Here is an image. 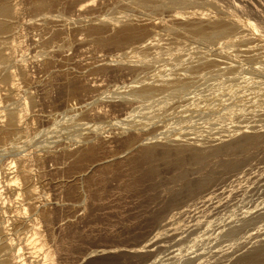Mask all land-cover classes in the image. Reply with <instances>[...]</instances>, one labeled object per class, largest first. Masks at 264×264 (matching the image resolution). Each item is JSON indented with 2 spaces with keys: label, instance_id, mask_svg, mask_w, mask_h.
I'll use <instances>...</instances> for the list:
<instances>
[{
  "label": "rangeland",
  "instance_id": "1",
  "mask_svg": "<svg viewBox=\"0 0 264 264\" xmlns=\"http://www.w3.org/2000/svg\"><path fill=\"white\" fill-rule=\"evenodd\" d=\"M140 1L50 0V5L41 9L32 8L29 4L19 5V9L21 8L19 18L23 27L15 31V44L18 45V48L21 46L22 51L25 52V49L31 46L29 44H32V40L40 39L42 36L45 41L46 39L48 41L45 48L43 46L34 47L32 44V50L25 58L29 65L30 81L26 83L22 77H17L18 81L15 84H19L20 87L18 93L9 94L8 86L0 82V113L3 109L13 107L18 110L23 109L24 99L30 94L34 100L36 99L35 106L31 107L28 112V119L24 125L26 129L20 134L0 136V150H5L4 157L0 156V158L9 162L17 154L13 152L15 143L20 145L21 152L24 151L21 154H39L40 158L35 157L36 159L33 158L27 162L34 174L39 199L43 203L57 206L58 209L51 216L50 225H47L49 223L42 220L35 212L29 211V221L26 225L13 231V238L23 247V253L28 259L27 264H47V261L48 264H264V126L262 124L264 122V95H262L264 91L260 90L261 87L255 83L258 80H260L259 82L264 81V72H262V70L264 71V54H262L264 53L262 52V50L264 51V0H217L218 6L224 7L226 12L234 10L235 5L239 4L240 11L233 12L248 21L250 29H247L248 26L246 29L253 33L254 38L246 40L231 36L234 38H226V40L222 38L218 40L219 42L216 41L217 44L210 43L212 46L202 42L205 47L201 42H198L196 33H199L200 27L198 25L196 27V24H204V19L212 17V12L215 11L213 8L194 5L195 8L192 7L193 5H189L188 9L190 8V10H188L184 8L186 6H183L184 3L181 4L182 6L173 3L176 8L171 4L172 8L167 3L163 4L162 0H149L148 2L145 0L146 3H143L144 0L142 3ZM81 8L85 9V12H82L84 15L81 14L79 17L80 13L77 14V9ZM194 9L195 11H193ZM189 11L194 15L195 19L192 18L194 22H186L184 19L188 18ZM123 15L135 21L132 28L130 27L129 35H122L123 33L119 29L113 35L111 32H105V34L97 32L104 37L101 38L95 33L96 28L90 30L91 32L87 30L84 32L81 29L82 25L111 22ZM46 19L52 21L49 22L51 27L44 26ZM77 19L82 22L80 23L82 25H73ZM148 24H156L157 28L152 29L154 33H150L151 27ZM134 25L137 26L134 27ZM24 28H27L28 31L25 32ZM46 28H51V30ZM64 28L68 31L65 34H60L63 33L61 30ZM22 29L24 30L22 31ZM201 29L206 30V27H201ZM28 32L30 34L27 40L23 33ZM66 33L68 34L66 35ZM70 40L74 44H71ZM49 41L52 44H48ZM153 41L156 44H153ZM5 42L8 44L12 40ZM147 43L154 46H147ZM60 46L64 48L62 51ZM3 47L6 54L11 53L8 45L3 44ZM201 47L208 54L212 51L215 53L218 51L217 53L222 57L230 54V57L228 56L230 60L226 59L227 56L222 59L219 57L220 55L216 54L215 58H218L216 60L220 64L217 62L218 64L214 66L201 67L194 64L195 59L189 62L190 57H185L187 60L183 58L188 53L189 56L191 54L199 56V52L196 53L195 50H200ZM226 47L231 48L227 49ZM41 51L50 54L48 53V56L45 53L41 56ZM129 52L132 53L131 56L125 59L124 55ZM16 54L17 57L22 55L20 49H17L14 55ZM123 56L124 58H122ZM157 57L166 61L158 62L155 60ZM221 62L228 64L225 65ZM180 63L183 65L185 63V67L190 63L191 66L194 65L187 66V70L191 68L193 70H190L191 75L185 70V67L179 69L182 67ZM174 64L178 71L171 72L175 69ZM217 66L219 67L215 68ZM257 68L260 72H257ZM14 69L16 70V68ZM210 69L214 73L216 72V75L211 73ZM179 70H184V72ZM187 72L189 76L184 75ZM179 73L183 74L184 78L193 79V82L200 80L199 82L195 81V86L198 87L191 88L190 85L193 84L191 81L189 82L190 90L178 93L175 84H158V81L156 84L153 83V81L156 82L155 79L167 78L168 74L176 78L178 75L180 76ZM206 73L212 75L209 74V76ZM172 76L171 79H173ZM210 77L215 80L210 82ZM73 80L77 82L75 83ZM245 80L256 84L252 83L249 89L246 88L250 91L248 98L244 97L247 95V91L243 87ZM197 83H204V85ZM68 84H74L76 87L73 85V89ZM88 84L94 85L95 89L85 88ZM153 84L155 85L153 86ZM263 84L262 82L261 86H264ZM142 85L156 87L154 94L157 97L149 102L143 101L139 104L138 101L122 98L121 100L115 96L117 93L126 92L133 86L140 87ZM162 87L165 91L167 88L169 91L172 88L171 93H175L171 98V95L167 94V92L170 94L169 91L166 93L163 91L168 96L162 95ZM213 91L219 94V97H214L215 93L211 94ZM253 91L255 92L253 93ZM164 99H168V104H159L161 101H166ZM149 106L151 108L152 106L162 107V113L168 112V114L162 115L163 117L156 119V122L155 119L151 120L155 123L149 121L150 124L148 122L145 124L147 117H144L146 120L141 117L146 116L142 113H146ZM205 109H210L206 114L210 117H207L208 119L203 116ZM166 110L168 111L166 112ZM188 110L192 111L194 115L185 116L183 112ZM216 110L226 114L224 116L222 114L220 117V113ZM210 111L211 114H209ZM212 113L214 114L212 115ZM200 114L202 119L201 116H198ZM233 115H241L242 119L247 117L246 120L244 119V125L243 122L242 125L239 123L241 119L237 120L236 125H239L241 132L249 131L257 134L259 132V134L263 133L262 137L260 135V138L258 136L256 140L246 141L245 146L242 140L239 141L242 142L240 146L237 145L239 142H236L235 147L234 145L229 146L232 151H229L230 153H227L228 147L221 148V151L224 148L227 150L224 149L222 154L218 150L216 153L220 154L221 158L218 155L215 157V161L214 159H200L202 162L194 160V156L197 157L200 153L202 158H209L211 156L209 151H202L203 153L194 151L195 154L197 153L196 155L192 150L193 153L190 150L182 151L181 154L175 152L173 155H170L172 152L163 153L169 155L167 159H164L166 155H161L162 152H159L160 154L156 155L155 153L152 157L148 155L149 161L148 158L136 156L137 159L135 157L127 163L114 165L111 168L105 167L104 170L101 169L103 172L100 170L99 174L96 173L94 179L85 182V185L81 183L83 172L90 165L100 162V160L101 162L104 160L105 163V161L113 160L114 157H119L136 141L137 138L134 137L136 130L132 129L134 132L129 131L130 133L122 132V126L127 123L135 124L138 131L143 130L144 139L152 137L153 134L150 132L153 129H149V127L152 128L153 125H156L159 130L157 129L155 133L162 132L165 136L166 134L170 136L177 134V136L185 138L188 136L187 139L201 140L205 138L203 140L205 142L208 140L209 145L205 144L203 140L201 141L206 147L205 145L214 144L221 135L229 138L230 135L240 132V129L232 124V120L236 118L231 120ZM135 116L138 118H133ZM183 118L185 119L183 120ZM193 118L194 120H192ZM195 118L198 122L195 121ZM225 118L232 121L231 127L228 120V124L226 120H223ZM209 119L215 121L212 122ZM219 120H223L226 127H221L223 123ZM201 122L209 127L213 123H218L219 126H216L215 129L213 127H210L211 129L207 127L209 128L207 129ZM96 127L101 129H95ZM217 127L222 129L217 131ZM195 128L200 133L196 132ZM203 130L207 132V135L204 132L201 134ZM213 131L218 135H214ZM81 134L93 136V139L96 137L97 140L101 139L102 143L98 140L99 142L94 144L98 143L99 145L100 143L101 146L92 147L91 145L92 150L87 148L89 150L82 153L84 149L76 155L72 152L73 155L68 154L67 157L66 154L70 150L65 154H63V150L70 148L69 145L73 141L70 138ZM147 135L151 136L147 137ZM51 136L54 138L50 146L51 149L49 151L48 149L41 151L37 149L36 152L35 148L38 143ZM223 152L226 153V157ZM176 153L181 155L180 158ZM188 153L192 155H188ZM216 153H212L211 158H214L213 154L216 155ZM182 157L183 159H181ZM196 159L198 160V157ZM80 160L81 162H79ZM212 163L213 165H211ZM203 165L204 167H201ZM185 173L187 175H184ZM183 179L186 181L184 182ZM14 214L15 211L11 215ZM36 231L41 232L44 244L40 245L34 242V239L39 237L34 235ZM135 246L142 248V252L137 255L122 253ZM46 250L56 252L54 260H51L54 263H51L50 260L45 261ZM102 250L116 252L110 256H97L96 254ZM93 256L94 258H92ZM83 258L87 260L84 262ZM180 260L181 263H179Z\"/></svg>",
  "mask_w": 264,
  "mask_h": 264
},
{
  "label": "bare ground",
  "instance_id": "2",
  "mask_svg": "<svg viewBox=\"0 0 264 264\" xmlns=\"http://www.w3.org/2000/svg\"><path fill=\"white\" fill-rule=\"evenodd\" d=\"M137 1H139V0H137ZM149 0H147V2H148ZM163 2H161V3H163V4H169V7H170V5L171 4H173V3H177V5L178 4H183V6L184 5H186L184 8H187L188 9V7H189V5H193L192 7H197V5H199V6H201L202 8H205V7H210V8H213V10H215L214 12H212V17H210V18H207V19H204L205 20V23L203 24V23H200V24H196V27H197V25H198V27H200V30H198L199 31V33H196V35L198 36V39H199V41L198 42H203V43H205L206 45H208V44H214V43H218L219 41L218 40H220V39H222V38H225V40H226V38L227 39H230V38H232L231 36H237V37H240V38H244V39H246V40H252V37H253V33L250 31V30H247V29H250V25L248 26V21L245 19V17H244V19L245 20H243V16L242 17H240L239 16V14H237V13H234L233 11H240L239 9H238V6H239V4H238V6L237 5H235L236 7H235V9L234 10H230V12H226L220 5V7L218 6V1L216 0H162ZM165 1H167V2H165ZM141 3L143 2L142 0L140 1ZM143 3H146V1L144 0V2ZM262 3V2H261ZM23 4H29L32 8H34L35 7V9L36 8H38V9H41V8H46L45 6H47V5H50V0H0V82L2 83L3 82V84H5V85H7L8 86V92H9V94H15V93H18V91H19V84H15V82L16 81H18L17 80V77H22L25 81H26V83H28L29 81H30V76H29V65H28V63H26L27 62V60L25 59L26 57H27V54L29 53V51H31L32 49H31V46H32V44L34 45V47H36V46H43V48H45V46H46V42L48 41V39H46V41H45V39H44V36H42V35H40V36H42V37H40V39L39 38H37V39H35L36 38V36H35V40H32L31 41V43L32 44H29V45H31V46H27L26 48L27 49H25V52H23L22 50V48H21V46L18 48V45H16L15 44V41H16V34H15V31L17 30V29H20V28H22L23 27V25L21 24V20H20V12H21V8L19 9V5H23ZM188 4V5H187ZM52 5V4H51ZM93 5V4H92ZM174 5V4H173ZM195 5V6H194ZM168 6V5H167ZM172 6V5H171ZM175 6V5H174ZM182 6V5H181ZM21 7V6H20ZM166 7V6H165ZM178 7V6H177ZM195 7V8H196ZM240 7V6H239ZM172 8H173V6H172ZM175 8H176V6H175ZM179 8V7H178ZM181 8V7H180ZM202 8H200V9H202ZM233 8V7H232ZM241 8V7H240ZM187 9H184V10H187ZM199 9V8H198ZM229 9V8H228ZM85 9H83V8H81V9H77V14H79V17H80V15L81 14H83L82 12H85L84 11ZM180 10V9H179ZM188 10H190V8L188 9ZM246 10V9H245ZM248 10V9H247ZM246 10V11H247ZM39 11V10H38ZM192 11V10H191ZM191 11H189V13H187L189 16H187L188 18H184L185 19V21L187 22V21H191V22H194V20L192 19V18H194L193 16V14L191 13ZM193 11H195V9L193 10ZM188 12V11H187ZM87 13V12H86ZM84 15V14H83ZM78 16V15H77ZM79 19V18H78ZM77 19V20H78ZM192 19V20H191ZM195 19V18H194ZM75 20V19H74ZM75 21V22H73L74 24L73 25H77V24H80V23H82L81 21L79 22V20L78 21ZM197 20V19H196ZM195 20V21H196ZM201 20V19H200ZM203 20V21H204ZM254 20V19H253ZM252 20V21H253ZM198 22H199V20H197ZM196 21V22H197ZM202 21V20H201ZM257 22H259L258 20H256ZM262 21V20H261ZM45 22V24H44V26L45 27H49L50 26V24H49V22H52V21H47V19L44 21ZM133 22H135L134 20H132V19H130L129 17H126V16H122V17H119V18H116L115 20H113V21H111V22H102V23H100V24H91V25H82V24H80V25H82V27H81V29H83L84 30V32H86V30L87 31H92V29H97V30H94L95 31V33L96 34H98V33H100V34H105V32H108V33H110L111 32V34L113 35V33L115 32V31H117L118 29L123 33L122 35H126V34H128L129 35V31H130V27L132 28V26H133ZM142 22V21H141ZM256 22V23H257ZM84 23V22H83ZM72 24V23H71ZM137 24V23H136ZM139 24V23H138ZM150 24V23H149ZM148 24V25H149ZM192 24V23H191ZM206 24V25H205ZM47 25V26H46ZM51 25H52V23H51ZM254 25H255V23H254ZM257 25V24H256ZM258 25H259V23H258ZM53 26V25H52ZM137 26V25H136ZM135 25H134V27H136ZM151 28H150V33H154V31L152 30V29H154V28H157V26H156V24H154V25H149ZM206 27V30H203V29H201V27ZM249 28H248V27ZM51 27V26H50ZM75 27V26H74ZM139 27V26H138ZM144 27H146V26H144ZM246 27H247V29H246ZM207 28H208V32H207ZM25 29V28H24ZM24 29H22V31L24 30ZM29 29V28H28ZM46 29H48V28H46ZM66 28H64L63 30H61L63 33H60V34H65V32L66 31H68L67 29H68V27H67V29L65 30ZM76 29V28H75ZM80 29V30H81ZM49 31L51 30V28L50 29H48ZM57 30V29H56ZM55 30V31H56ZM70 30V29H69ZM79 30V29H78ZM82 30V31H83ZM142 30V29H141ZM159 30V29H158ZM26 31H28L27 30V28L25 29V32ZM33 31V30H32ZM54 31V32H55ZM73 31V30H72ZM90 31V32H91ZM98 32V33H97ZM133 32V31H132ZM163 32H165V31H163ZM162 32V33H163ZM32 33V32H31ZM69 33H70V31H69ZM72 34H73V32H71ZM76 33V32H75ZM78 33H80V32H78ZM89 33V32H88ZM160 33V32H159ZM25 34V38L28 40V38H29V32L28 33H23V35ZM44 34V33H43ZM68 33H66V35H67ZM133 34V33H132ZM48 35H49V33H48ZM73 35H75V34H73ZM99 35V34H98ZM131 35V34H130ZM134 35V34H133ZM132 35V36H133ZM15 36V37H14ZM76 36V35H75ZM99 36H101V38L103 37L102 35H99ZM115 36V35H114ZM135 36V35H134ZM153 36V35H152ZM154 36H156V35H154ZM158 36V35H157ZM160 36H162V35H160ZM22 37V36H21ZM24 37V36H23ZM69 37V36H68ZM74 37V36H73ZM72 37V38H73ZM229 37V38H228ZM75 38V37H74ZM104 38V37H103ZM155 38V37H154ZM197 38V37H196ZM234 38V37H233ZM232 38V39H233ZM254 38V37H253ZM12 40V42H10V43H6L5 41H7L8 40V42L10 41V40ZM66 39H69V38H66ZM109 39V38H108ZM119 39V38H118ZM53 40V39H52ZM80 40V39H79ZM116 40V39H115ZM124 40V39H123ZM129 40V39H128ZM154 40V39H153ZM156 40V39H155ZM197 40V39H196ZM67 41V43H68V40H66ZM65 41V42H66ZM71 41L72 40H70V43H71ZM107 41V40H106ZM110 41H112V40H110ZM118 41V40H117ZM117 41H115L116 43H117ZM216 41H218V42H216ZM228 41H230V40H228ZM231 41H234V40H231ZM230 41V42H231ZM26 42V41H25ZM53 42V41H52ZM55 42V41H54ZM73 42V41H72ZM75 42V41H74ZM80 42V41H79ZM83 42V41H82ZM114 42V41H113ZM118 42H120V41H118ZM121 42H123V41H121ZM125 42V41H124ZM123 42V43H124ZM154 43L153 44H156L155 43V41H153ZM195 42H197V41H195ZM21 43H23V42H21ZM29 43V42H28ZM27 43V44H28ZM49 43H51V41H49L48 42V44ZM151 43H152V41H151ZM151 43H147V46H154V45H152ZM202 43V44H203ZM3 44H6V45H8V47H10L9 49L11 50V53H9V54H6L5 53V49H4V47H5V45H4V47H3ZM9 44H11V45H9ZM52 44V43H51ZM54 44V43H53ZM59 45H60V43H58ZM69 44V43H68ZM67 44V45H68ZM71 44H74V43H71ZM199 44V43H198ZM210 44V46H212ZM57 45V44H56ZM55 45V46H56ZM58 45V46H59ZM70 45V44H69ZM204 45V44H203ZM202 45V46H203ZM71 46H73V45H71ZM71 46H69V47H71ZM156 46V45H155ZM33 47V48H34ZM57 47V46H56ZM62 46H60V48H61ZM63 47H64V45H63ZM61 48V51H62V49H64V48ZM194 47H195V45H194ZM198 47V46H197ZM196 47V48H197ZM204 47H205V45H204ZM209 47V46H208ZM215 47H217V46H215ZM43 48H41L42 50H43ZM59 48V47H58ZM57 48V49H58ZM59 48V49H60ZM202 48V47H201ZM227 49L229 48H231V47H226ZM17 49H20V52L22 53V55L20 56V57H17V54L16 55H14L16 52H17ZM192 49H193V47H192ZM191 49V50H192ZM199 49V48H198ZM210 49V48H209ZM213 49V48H212ZM195 50V49H194ZM214 50H216V49H214ZM219 50V49H218ZM44 51V50H43ZM43 51H41L40 52V54H41V56L42 55H44L46 52H47V47H46V52L44 53ZM189 51V50H188ZM222 51H224V50H222ZM221 51V52H222ZM228 51V50H227ZM232 51V50H231ZM132 52V51H131ZM131 52H129V54H128V56H126V55H124L125 56V59H126V57H129V56H131ZM193 52V51H192ZM195 52L196 53H198V55L199 56H193L192 54L189 56L188 54H186V56H184L183 58L184 59H186L185 57H187V58H189L190 57V59H188L189 60V62H190V60L192 61V59H195L196 60V62L194 63L196 66L198 65V66H205V67H207L206 65H208V67H209V65H216V64H218L219 63V61H217L216 59H218V58H215L216 57V54H217V56L218 55H220V54H218L217 52L215 53L214 51H212V52H209V54H208V52H206V51H204L203 50V48L202 49H200V50H195ZM233 52V51H232ZM236 52V51H235ZM262 52H264L263 50H262ZM49 53V52H48ZM48 53H46V55H48L49 56V54ZM195 53V55H197ZM224 53V52H223ZM222 53V54H223ZM236 54H237V52H236ZM262 54H264V53H262ZM124 56L122 57V58H124ZM225 56H227L226 57V59L228 58V56L230 57V54L229 55H225ZM225 56H223V57H225ZM220 58L222 57L221 55L219 56ZM222 57V59H224ZM233 57V56H232ZM235 58V57H234ZM125 59H123L124 61H125ZM229 59V58H228ZM227 59V60H228ZM123 60H121L122 62H123ZM155 60H157L158 62H165L166 60H164V59H162L161 57H157ZM187 60V59H186ZM230 60V59H229ZM182 61H183V59H182ZM225 61V60H224ZM121 62V63H122ZM177 62V61H176ZM181 62V61H180ZM187 62V61H186ZM194 62V61H193ZM218 62V63H217ZM227 62V61H226ZM226 62H221L222 64H228V63H226ZM192 63V62H191ZM190 63V64H191ZM181 65H182V67L181 68H179V69H184V65H185V63H184V65L182 64V63H180ZM189 64V66H191ZM193 64V63H192ZM220 64V63H219ZM175 65V64H174ZM188 65L186 64V69L185 70H187L188 69V67H187ZM192 66H194V65H192ZM191 66V67H192ZM169 68H170V65L168 66ZM171 67H173L172 65H171ZM175 67V71L174 70H170L171 72H176V71H178V69H177V66L175 65L174 66ZM190 67V68H191ZM219 66H217V67H215V68H218ZM264 67V66H263ZM14 68H16V70L14 69ZM194 68V67H193ZM210 68H212V67H210ZM214 68V67H213ZM13 69H14V71H13ZM258 69V68H257ZM263 69V68H262ZM261 69V70H262ZM193 71L192 70V68L191 69H189V70H187L189 73H190V75H191V71ZM216 70H218V69H216ZM221 70V69H220ZM254 70V69H253ZM170 71H168V72H170ZM180 72L181 71H183L184 72V70H179ZM211 73H214L213 71H211V69L209 70ZM222 71H223V69H222ZM254 71H256V69L254 70ZM186 72V71H185ZM185 73L184 75L185 76H187L189 73ZM218 72H220V71H218ZM217 72V73H218ZM257 72H260L259 71V69H258V71ZM262 72H264L263 70H262ZM164 73V72H163ZM162 73V74H163ZM211 73H209V74H211ZM220 73H222V72H220ZM172 74V73H171ZM171 74H168L167 75V78H165V79H163V78H159V80H163L162 82L161 81H159V80H156L155 79V81L156 82H154L153 81V83H158V84H160V83H162V84H164L165 83V85H174L175 84V87H177V88H175V87H173V88H175L176 89V92H178V93H180L181 91H182V93H185L187 90H190V86H192L191 88H193V86H195V81H197V80H195L194 82H193V79L192 80H189L188 78H184L183 76V74L181 75V73H179L180 74V76L178 75L176 78H174ZM187 74V75H186ZM206 74H208V73H206ZM208 74V75H209ZM215 75H216V72L214 73ZM219 74V73H218ZM177 75V74H176ZM212 75V74H211ZM171 76H172V78L173 79H171ZM189 76V75H188ZM197 76V75H196ZM210 76V75H209ZM214 76V75H213ZM84 77V76H83ZM159 77V76H158ZM179 77H181V78H179ZM183 77V78H182ZM199 77V76H198ZM204 78L206 77V76H203ZM76 78V77H75ZM82 78V77H81ZM170 78V79H169ZM203 78V79H204ZM212 77H210V82L213 80H215L214 78H212ZM80 79V78H79ZM79 79H76V80H78L79 81ZM84 79V78H83ZM82 79V80H83ZM187 79H188V81H187ZM195 79V78H194ZM207 79H208V77H207ZM74 81L73 80V82H77V81ZM69 81V80H68ZM71 81V80H70ZM84 81H86V80H84ZM158 81V82H157ZM193 82V84H191L190 86H189V82ZM200 80H198L197 82H199ZM206 81H209V80H206ZM212 81V82H213ZM260 80H258V82H256L255 81V83L257 84V86L259 85L260 87H261V89L260 90H263L264 91V86H261V83L263 82L264 83V81H262V82H259ZM80 82H81V80H80ZM79 82V83H80ZM82 83V82H81ZM170 83H172V84H170ZM207 83V82H206ZM252 83L253 82H249L248 80H245V82H244V84H243V87H245L244 89L246 90V88H250L251 86H252ZM255 83H253L254 85H256ZM70 84V83H69ZM68 84V86H71V88H73L74 86L73 85H69ZM83 85H84V83H82ZM155 84H153V86L155 85ZM198 85H200V84H202V83H197ZM208 84H209V82H208ZM152 85V84H151ZM204 85V83L202 84V86ZM264 85V84H263ZM73 86V87H72ZM151 87V86H140V87H131L130 89H128L126 92L124 91V92H122V93H117V94H115V96L116 97H118V98H122V99H124V100H126V99H128V100H134V101H138L139 102V104H140V102H145V101H147V102H149V101H151V100H153V98L155 97H157V95H155L154 93L156 92V90H154V88L156 89V87ZM157 86H161V85H157ZM76 87V86H75ZM85 87V86H84ZM163 87L165 88V86L163 85ZM163 87H162V95L163 94H165L167 91H169L168 90V88H167V91H165V90H163ZM195 87H198V86H195ZM263 87V88H262ZM85 88H87V89H95V86L94 85H86V87ZM159 88V87H158ZM74 89V88H73ZM170 89V88H169ZM172 89V88H171ZM171 89H170V94L167 92V94L170 96V98L173 96L172 94L173 93H175V92H172L171 93ZM175 89H173V90H175ZM179 91H178V90ZM248 89L246 90L247 92H246V96H244V97H246V98H248V92H250V91H248ZM256 89V88H255ZM172 90V91H173ZM259 90V89H258ZM260 90L258 91L259 93H260ZM155 91V92H154ZM165 93H164V92ZM183 91H185V92H183ZM263 91H261V92H263ZM90 92V91H89ZM92 92V91H91ZM245 92V91H244ZM255 91H253V93H254ZM215 93V94H214ZM34 94V93H33ZM167 94H165V96L167 95ZM177 94V93H176ZM212 95L214 94V97H217L219 94H217L216 92H212L211 93ZM245 94V93H244ZM243 94V95H244ZM155 95V96H154ZM162 95H161V97H162ZM167 95V96H168ZM175 95V94H174ZM179 95V94H178ZM262 95H264V94H262ZM35 96V95H34ZM114 96V95H113ZM164 96V97H165ZM251 96V95H250ZM161 97H160V99H161ZM175 97H176V95H175ZM219 97V96H218ZM169 98V97H168ZM242 98H243V96H242ZM121 99V100H122ZM158 100V99H157ZM163 100V99H162ZM164 100H166V99H164ZM173 100V99H172ZM155 102H158V101H155ZM154 102V103H155ZM35 103H36V99L34 100V97L32 96V94H30L29 95V97H27V98H25L24 99V103L22 104L23 105V109H21V110H18L16 107L14 108H10V109H3L2 110V112L0 113V136H2V135H6V136H8V135H14V134H20V133H22L26 128L24 127V125L26 124V121H27V115H28V112H29V110H30V108L31 107H34L35 106ZM162 103H164V104H168V99L166 100V101H161V103H159V104H162ZM163 104V105H164ZM142 105H144V104H142ZM150 105H152V104H150ZM157 105V104H156ZM138 106H141V105H138ZM159 106H161V105H159ZM158 106V107H159ZM18 107V106H17ZM150 107V106H149ZM147 108L148 110H147V112L146 113H142V115H146V116H140L142 119L144 118V117H147V120H146V118H144L143 120H146L145 122V124H147V122H148V124H150V122H152V123H155L156 122V119H159V118H161V116L162 115H167L168 114V110H166V112L167 113H162L163 112V110L161 111V108L162 107H159L160 108V110H159V108L157 107V106H155V107H153L152 106V108L150 107V108ZM217 107V106H216ZM164 108H165V106H164ZM213 108V107H212ZM212 108H210V109H212ZM214 108H215V106H214ZM136 109H137V107H136ZM163 109V108H162ZM210 109H205L204 111H205V113H204V118L206 117V119H208L207 117H209V116H207L206 114H208L207 113V111L208 110H210ZM143 110V109H142ZM214 110V109H213ZM217 111V110H216ZM22 112H24L23 114H22ZM69 112H71V111H69ZM164 112H165V109H164ZM217 112H219L220 113V111H217ZM183 114L186 116H192V111H184L183 112ZM183 114H181V115H183ZM209 114H211V111L209 112ZM214 113H212V115H213ZM222 114L223 113H220V117L222 116ZM226 113H224L223 114V116L225 115ZM97 115V114H96ZM140 115V114H139ZM138 115V116H139ZM183 115V116H184ZM194 115V114H193ZM206 115V116H205ZM228 115V114H227ZM226 115V116H227ZM237 115V114H236ZM98 116V115H97ZM198 116H201V114L200 115H198ZM211 116V115H210ZM217 116H218V114H217ZM216 116V117H217ZM218 116V117H219ZM225 116V117H226ZM139 117V118H140ZM163 117V116H162ZM181 117V116H180ZM179 117V118H180ZM212 117V116H211ZM234 117H236L235 119H233ZM242 117L243 116H235V115H233L232 117H231V120L233 121V126L234 125H236L237 124V120L238 119H241V121L239 122L240 124L243 122V125H244V119L246 120V118H244V119H242ZM133 118H138V117H133ZM140 118V119H141ZM185 118H187V117H185ZM185 118H183V120L185 119ZM192 118V117H191ZM196 118H199V117H196ZM195 118V121H197V119ZM201 119H202V116L200 117ZM199 118V119H200ZM203 118V120H205ZM210 118V117H209ZM213 118V117H212ZM211 118V119H212ZM155 119V120H154ZM214 119H216V118H214ZM210 120V121H215V120ZM151 120H154L155 122H153V121H151ZM187 120V119H186ZM192 120H194V118L192 119ZM217 120H218V118H217ZM224 121L226 120V118L225 119H223ZM223 120H221L222 121V123H223ZM228 120V119H227ZM226 120V122H227V124L229 123V126H230V124H231V120L229 119L228 121ZM234 120H236V121H234ZM243 120V121H242ZM247 120H249V119H247ZM150 121V122H149ZM187 121H189V120H187ZM200 121V120H199ZM220 121V120H219ZM220 121V122H221ZM142 122H144V121H142ZM198 122V121H197ZM203 122H206V121H203ZM247 122V121H246ZM181 123H182V121H181ZM202 123V122H201ZM261 123V122H260ZM144 124V125H145ZM203 124V123H202ZM211 124V123H210ZM226 124V125H227ZM231 124V125H232ZM263 124V126H264V122L262 123ZM135 125V124H134ZM132 123H127V124H125V125H123L122 126V132L123 133H125V132H127L128 131V133H130L129 131H133V130H136L137 132H135L134 134H136V136H134L135 137V139H136V141L134 142V141H132V142H134L130 147H128V149H126V151L123 153V154H120L119 155V157H114V158H116V159H114L113 158V160H111V161H109V162H106L105 161V163H104V160L101 162V160H100V162H97V163H94V164H92V165H90L88 168H87V170H85L83 173V175H82V179H81V183L83 184V185H85L84 183L85 182H87V181H89V180H91V179H94V177H95V175H96V173H98L101 169H103V168H108V167H113L114 165H117L118 166V164H124V163H127V162H129V161H131L132 159H135V157L136 156H140V157H145V158H148L147 156L149 155H151L150 157H152L153 156V154L155 155V153H156V155L159 153V152H162V154L161 155H164L163 153H171L172 152V154H170V155H173V153H175V152H180V154H181V152L182 151H187L188 152V150H192L193 152L194 151H196V152H198V153H200V151L202 152V151H206V152H208L209 153V155H211L212 156V153H216L218 150H220L221 148H223V147H228L227 149H229V146H233L236 142L238 143L239 141H243V143H245L246 141L247 142H249L250 140H253V139H255L256 140V138L259 136V138H260V135L261 134H263V133H261V134H259V132H258V134L257 133H255V132H253V133H251V132H249V131H243V132H241V128H239L237 125V128H239L240 129V132H238L237 134L236 133H234V134H232V136L230 135L229 136V138H228V136L225 138L224 136H220L219 137V139H217V140H215V142H214V144H211L210 146H208L209 144V142H207L208 140V138L206 139L207 141L205 142V140H203V139H205V138H203V139H201V140H203L204 141V143L206 144H208V145H205L206 147H204V143H203V141H201V140H195L196 138H190V139H187V137L188 136H186V138L185 137H181V136H177V134L176 135H167L166 134V136L162 133V132H160V134L159 133H155V132H157V127H156V125H153L154 127H152V125H151V127L152 128H150L149 127V129H153L151 132H150V134L152 133L153 135H152V137H149V136H151V135H147V137H149L148 139H144V137H145V135L143 134V130H137V128H135V126H134ZM199 125V124H198ZM203 125H205V124H203ZM207 125V124H206ZM205 125V126H206ZM242 125V124H241ZM215 126V127H214ZM216 126H219V124L218 123H213V124H211V126L210 127H213L214 129L216 128ZM220 126H221V124H220ZM229 126H227L228 128H229ZM232 126V127H233ZM235 126V127H236ZM262 126V125H261ZM260 126V127H261ZM137 127V126H136ZM147 127V126H146ZM203 127V126H202ZM207 127H209V126H206V128ZM209 127V128H210ZM221 127H226L225 126V123H223V126H221ZM218 128L217 127V131H218V129H222V128ZM231 127V126H230ZM135 128V129H134ZM205 128V127H204ZM209 128H207V129H209ZM237 128H235V130L237 129ZM95 129H101V128H95ZM133 129V130H132ZM196 130V132H199V131H197V128H195ZM201 129H203V128H201ZM201 129H199V130H201ZM211 129V128H210ZM253 129H256V128H253ZM258 129V128H257ZM159 130V129H158ZM213 130V129H212ZM223 130H225L224 128H223ZM229 129H227V131H228ZM231 130V129H230ZM234 130V129H233ZM234 130V131H235ZM238 130V129H237ZM248 130V129H247ZM252 130V129H251ZM143 131V132H142ZM147 131H148V129H147ZM221 131V130H220ZM226 131V130H225ZM233 131V132H234ZM258 131V130H257ZM256 131V132H257ZM262 131H263V129H262ZM261 131V132H262ZM100 132V131H99ZM134 132V131H133ZM204 132V134H206L207 132L206 131H201V134ZM228 132H230V131H228ZM132 133V132H131ZM147 133V132H146ZM155 133V134H154ZM163 135H162V134ZM200 133V132H199ZM211 133V132H210ZM212 133H214V131L212 132ZM222 133V132H221ZM224 133V132H223ZM104 134V133H103ZM156 134H158V135H156ZM203 134V135H204ZM215 134H217V133H214V135ZM100 135V134H99ZM102 135V134H101ZM114 135H116V134H114ZM131 135H133V134H131ZM207 135V134H206ZM210 135V134H209ZM218 135V134H217ZM90 136V135H89ZM89 136H86V135H83V134H81V135H74L72 138H70L71 140H73V141H71V145H69V149H66L65 151L63 150V154H65L67 151H69L70 150V152L72 153V152H74L75 154L74 155H76V154H80V152L82 151V150H84V151H82V153H84L85 151H87V150H92V148L90 147L91 145H92V147L93 146H95V147H97V145H98V143L96 144V145H94L96 142H99V141H101V139H96L97 137V135L95 136L96 138H94L93 139V136L91 137H89ZM104 136V135H103ZM185 136V135H184ZM107 137V136H106ZM109 137H111V136H109ZM261 137H262V135H261ZM263 137H264V135H263ZM99 138V137H98ZM108 138V137H107ZM123 138H124V136H123ZM258 139V138H257ZM97 140V141H96ZM110 140V139H109ZM123 140V139H122ZM53 141H54V138L51 136V137H49V138H47V139H45L43 142H39L38 143V146L36 147V145H35V149H36V152H37V149H38V151H41V150H43V149H48V151H49V149H51V145H52V143H53ZM120 141H121V139H120ZM119 141V142H120ZM126 141V140H125ZM203 144H201V143ZM100 143H102V141L100 142ZM100 143H99V145H100ZM240 144H242V142L240 143H238L237 145H239L240 146ZM98 145V146H99ZM236 145V144H235ZM235 145H234V147H235ZM246 145V143L244 144V146ZM101 146V145H100ZM129 146V145H128ZM231 146V147H232ZM20 147V145L18 144V143H15L14 145H13V152H16L17 154L15 155V156H13V158L9 161V162H7V160L6 159H4V158H0V264H27V261H28V259L25 257V254L23 253V247L21 246V244H18V243H16L15 242V240H14V238H13V231L16 229V228H18V227H21V226H24V225H26L27 224V222L29 221V215H28V212L29 211H31V212H35L42 220H44L45 222H51V216L57 211V209H58V207L57 206H52L50 203H43L42 201H40V197H39V192L37 191V188H36V186H35V178H34V174H33V172H32V170L30 169V167L28 166V164H27V162H29V160H33V158L34 159H36L35 157H39L40 158V156H38L39 154H33V153H26V154H21V153H23L24 151L22 150V152H21V148H19ZM94 147V148H95ZM125 147V146H124ZM233 147V148H234ZM237 147V146H236ZM87 148H89V149H87ZM126 148V147H125ZM97 149V148H96ZM225 149V148H224ZM224 149H222V151H224ZM227 149H225V151L227 150ZM235 149V148H234ZM238 149V147L236 148V150ZM243 149V148H242ZM94 150V149H93ZM233 150V149H232ZM32 151V150H31ZM30 151V152H31ZM62 151V150H61ZM99 151V150H98ZM190 151H189V153H190ZM191 151V153H193ZM221 150H220V153L222 152ZM232 152L231 151V148L228 150V152L227 153H230V152ZM234 151V150H233ZM3 152H5V150H0V156H3L5 153H3ZM19 152V153H18ZM32 152H34L35 153V151H32ZM57 152V151H56ZM70 152H67V157H68V154H70V156L71 155H73V153L71 154ZM92 152V151H91ZM210 152H211V154H210ZM59 153V152H58ZM99 153V152H98ZM176 153V154H177ZM188 153V155H192V154H189ZM203 153V152H202ZM236 153V152H235ZM160 154V153H159ZM167 154H165L166 155V157H164V159L166 158L167 159V157L169 156H167ZM179 154V153H178ZM177 154V156L180 158V156ZM194 155H196L195 154V152L193 153ZM201 154V153H200ZM200 154H199V156L197 155V157H198V160H200V159H214V161H215V157L216 156H220V154H218L217 155V153H216V155H214L213 154V156H214V158L212 157L211 158V156L209 157L208 156V154H207V157H209V158H202L201 156H200ZM222 154V153H221ZM223 154H225V156L224 157H226V153H224L223 152ZM233 154V153H232ZM164 155V156H165ZM184 155V154H183ZM160 156V155H159ZM174 156H175V154H174ZM230 156H232V155H230ZM4 157V156H3ZM73 157V156H72ZM90 157H91V155H90ZM191 158H192V156H190ZM194 157H195V159H194ZM193 157V159L194 160H196L197 162H202L201 160L200 161H198L196 158V156H194ZM200 157V158H199ZM43 158V157H42ZM41 158V159H42ZM81 158V157H80ZM84 158V157H83ZM160 158V157H159ZM162 158H163V156H162ZM169 158H171V157H169ZM178 158V159H179ZM219 158V157H218ZM220 158H221V156H220ZM9 159V158H8ZM78 159V158H77ZM90 159V158H89ZM95 159V158H94ZM105 159H107V158H105ZM109 159V158H108ZM136 159H137V157H136ZM157 159V158H156ZM172 159H174V158H172ZM175 159H176V156H175ZM177 159V160H178ZM181 159H183V157L181 158ZM192 159V160H193ZM87 160V159H86ZM86 160H85V162H86ZM92 160V159H91ZM97 160V159H96ZM140 160V159H139ZM138 160V161H139ZM185 160V159H184ZM190 160V159H189ZM218 160V159H217ZM220 160H222V159H220ZM43 161H44V159H43ZM72 161V160H71ZM108 161V160H107ZM137 161V160H136ZM148 161H149V158H148ZM148 161H146V162H148ZM179 161H180V159H179ZM204 161H206V160H204ZM210 161V160H209ZM213 161V160H212ZM79 162H81V160L79 161ZM89 162V161H88ZM170 162V161H169ZM172 162V161H171ZM183 162V161H182ZM181 162V163H182ZM221 162V161H220ZM174 163V162H173ZM194 163V162H193ZM207 163V162H206ZM86 165H87V163H85ZM96 164V165H95ZM129 164V163H128ZM152 164V163H151ZM216 164H218V163H216ZM215 164V165H216ZM183 165V164H182ZM196 165V164H195ZM209 165H210V163H209ZM211 165H213V163L211 164ZM219 165V164H218ZM152 166V165H151ZM184 166V165H183ZM186 166H188V165H186ZM179 167V166H178ZM193 167V166H192ZM201 167H204V165L203 166H201ZM200 167V168H201ZM82 168H84V167H82ZM182 168V167H181ZM196 168V167H195ZM199 168V167H198ZM197 168V169H198ZM151 169V168H150ZM202 169V168H201ZM83 170V169H82ZM104 170V169H103ZM108 170V169H107ZM102 171V170H101ZM181 171V170H180ZM188 170H187V167H186V172H187ZM103 172V171H102ZM183 173V172H182ZM182 173H181V175H182ZM99 174V173H98ZM179 174V173H178ZM177 174V175H178ZM184 175H187L186 173L184 174ZM183 176V175H182ZM184 177V176H183ZM180 178V177H179ZM186 178H187V176H186ZM178 179V178H177ZM182 179V178H181ZM184 179H185V177H184ZM184 179H183V181H184ZM172 181H174V180H172ZM186 181V180H185ZM184 181V182H185ZM12 182V183H11ZM14 182V183H13ZM89 183V182H88ZM178 183V182H177ZM87 184V183H86ZM82 185V186H83ZM90 185H91V183H90ZM178 185V184H177ZM174 186V185H173ZM172 187V186H171ZM219 195V194H218ZM221 197V196H220ZM199 198V197H198ZM214 198V197H213ZM218 198V197H217ZM199 201V200H198ZM205 202V201H204ZM55 205H57V204H55ZM204 206V205H203ZM203 208V207H202ZM204 208H206V207H204ZM15 211V214L14 215H11L13 212ZM58 214V213H57ZM47 225H50V223L49 224H47ZM34 235L35 236H39L38 238H35L34 239V242H36L37 244H40V245H42V244H44L45 243V241H44V239H43V236H42V234H41V232H39V231H36L35 233H34ZM140 245V244H139ZM141 247H143V246H141ZM132 249H130V250H125L124 252H122V250H121V252L122 253H124V254H127V255H132V254H134V255H137V254H139V252H142V248H139V247H137V246H135L134 248L133 247H131ZM145 248V247H144ZM110 249V248H109ZM116 249H118V248H116ZM111 250V249H110ZM145 250V249H144ZM143 250V251H144ZM114 252H116V251H113V252H110V251H104V250H102V251H100V252H98V254H96L97 256H104V255H108V256H110V254H114ZM56 252L54 251V250H46L45 251V253H44V258H45V261L46 260H54V255H56L55 254ZM118 253V252H117ZM93 255V254H92ZM96 255H94V256H96ZM89 256H91V255H89ZM94 256L92 257V258H94ZM96 256V257H97ZM54 257V258H53ZM105 257V256H104ZM91 258V257H90ZM83 260H84V258H83ZM87 260V259H86ZM86 260H84V262L86 261ZM53 261H51V263H52ZM54 263V262H53ZM179 263H181V260L179 261ZM47 264H48V261H47Z\"/></svg>",
  "mask_w": 264,
  "mask_h": 264
}]
</instances>
